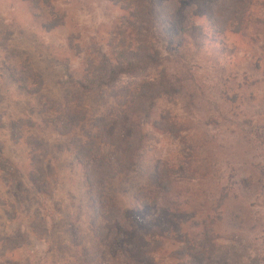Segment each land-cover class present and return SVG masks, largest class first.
Here are the masks:
<instances>
[{"label":"rangeland","instance_id":"1","mask_svg":"<svg viewBox=\"0 0 264 264\" xmlns=\"http://www.w3.org/2000/svg\"><path fill=\"white\" fill-rule=\"evenodd\" d=\"M134 1L0 0V264H264V143L250 132L264 127V0H248L250 17L223 35L204 27L229 0H146L179 91L138 119L146 146L139 170L127 174L94 125L115 110L120 88L144 78L123 75L92 91L80 84L91 61L114 62L133 46ZM164 3L178 4V25L206 38L180 48L158 37ZM170 122L179 138L166 132ZM190 165L194 180L174 177L179 213L158 219L144 194L158 189V171ZM155 218L179 239L149 256Z\"/></svg>","mask_w":264,"mask_h":264},{"label":"trees","instance_id":"2","mask_svg":"<svg viewBox=\"0 0 264 264\" xmlns=\"http://www.w3.org/2000/svg\"><path fill=\"white\" fill-rule=\"evenodd\" d=\"M226 1V0H224ZM233 1L229 0L227 4L224 5L226 8L223 13H216V17L209 18L207 27H204V33L209 32L210 27L213 28L214 32L219 35H223L225 32V27L229 24L237 23V26L242 25L245 20H247L250 15L246 18V10L244 4L248 6V0H235V3L240 2L242 4L241 10L237 11L232 9ZM244 2V3H243ZM135 10L132 12L131 17L134 21L132 26V44L129 48L122 49L117 52V56L114 62H109L106 57H103L100 65H96V61H91L92 71L88 74L87 82L80 84V87L84 91H92L94 87L109 86L118 84L121 76L127 75L131 77H142L144 78L138 85L132 87H122L118 90L116 95V108L108 116L103 118H98L94 127L99 132L98 138H104L102 141L105 146L118 149L116 159L117 164L121 166V171L129 174L136 173V166L140 167V159L143 157V152L146 146V133L144 132L143 126L138 119L143 117H150L157 104L163 99L174 98L179 89L176 86V81L178 77L176 75H169L167 69L165 68V60L169 62V59H164L162 55V50L159 47V42L154 40V29L156 25L154 22L157 20L156 6L146 0H135ZM169 4L164 3L161 5L160 15H167L168 21L166 23L164 33H159L158 37H162L165 42L170 43L174 47L184 48L188 45H194L195 42L199 44L201 39H205L206 35L202 30L195 28L196 26H190L187 23L178 25L175 20L176 10L178 9V4H175L174 9L168 7ZM249 8V7H248ZM226 13V14H225ZM222 15L226 17L222 18ZM164 17V18H165ZM57 25H59L57 23ZM52 24L51 27L57 26ZM155 26V27H154ZM49 27V28H51ZM199 31V32H198ZM156 36V35H155ZM173 55V54H171ZM175 58L180 57L179 55H174ZM154 71V74L149 75V72ZM36 84L41 87V78H36ZM30 92L36 93V90L30 89ZM80 122V121H79ZM78 124V123H77ZM171 124V128L169 125ZM167 127L166 132L172 133L174 136L179 138L181 136V129L174 122H170ZM264 130V127L259 129H253L252 132L255 136L259 138L262 143H264V131L259 133V130ZM91 149H94V158H100L101 149L95 147V143H90ZM85 149H80L82 152ZM3 148L0 144V157L2 156ZM92 152V151H91ZM88 153V152H87ZM90 153V152H89ZM88 155H83L84 162L89 161ZM99 161L107 163V161ZM264 167V166H263ZM195 169L193 166H187L184 169H166L164 171H158L157 176L160 178V184L158 189L150 190L148 193L144 194V200L148 201L146 206L151 208L156 207L157 214L156 217L161 219L163 215H167L169 219L170 216L179 213L178 205L176 201L171 196V191L174 188V177H179L182 175L188 180L195 176ZM186 172H188L186 174ZM184 174V175H183ZM187 176V177H185ZM178 178V179H179ZM91 180V178H88ZM37 181H34V183ZM264 182V168L262 178L260 183ZM246 183V182H244ZM222 198H226L222 196ZM105 209L103 211L104 218L111 219L113 216L112 210ZM116 216V215H115ZM155 218V230L147 235L150 240L148 248L144 249V253L152 256L155 253H161L164 250L166 240L173 239L178 241L179 237L175 235L168 237L163 231L160 225V220ZM214 221L209 220V226L213 225ZM210 232H208L209 235ZM116 232H113L115 235ZM186 240H190L188 235ZM179 252L170 253L171 257L175 258V255ZM130 260V257L127 256ZM129 264H137L134 261H128Z\"/></svg>","mask_w":264,"mask_h":264}]
</instances>
